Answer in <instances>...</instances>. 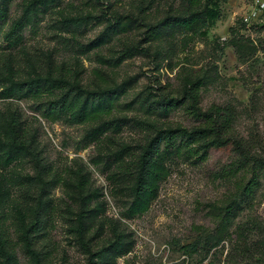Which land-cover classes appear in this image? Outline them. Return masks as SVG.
<instances>
[{
	"label": "trees",
	"instance_id": "16d2710c",
	"mask_svg": "<svg viewBox=\"0 0 264 264\" xmlns=\"http://www.w3.org/2000/svg\"><path fill=\"white\" fill-rule=\"evenodd\" d=\"M14 2L0 0V34L4 36L5 50L10 51L0 62V99H31L38 104L36 111L50 123L87 126L84 147L95 146L91 164L105 175L111 198L122 211L120 219L110 225L104 193L93 187L91 173L84 163L75 160L72 168L61 172L55 169L42 155L36 135L21 118L0 111V168L27 160L34 164V174L12 178L16 196L11 199L7 191L0 201V264H21L18 246L30 256L29 264H51L53 248L49 235L57 211L52 193L60 187L67 199L64 210L70 218L66 220L73 225L72 230L87 254V264H117L135 246L123 220H134L149 211L176 158L202 163L212 149L234 156L218 172L221 180L232 184L233 191L217 203L207 205V214L215 227L212 231L198 227L201 236L185 247V254L209 255L223 242L231 241L241 205L256 198L264 181V138L258 132L247 137L238 133L236 124L243 114H248L245 109L240 111L231 103L203 109L202 93L219 79L215 65V74L212 68L187 67L185 53L190 44L210 43L208 32L221 17L218 1L175 0L168 4L167 0H130L132 12L127 15L110 13L107 7L100 16L81 13L75 19L59 9L62 0H22L20 16L10 23ZM48 14L58 16L61 32L68 35L57 38L59 44L73 50L70 61L59 62L53 55L24 53L25 30L35 27L40 17ZM99 19L105 22L104 30L89 43H81L78 37L81 28ZM6 26L8 30L3 33ZM136 32L141 37L137 42L121 41V37ZM230 32L228 41L216 43L214 54H224L231 47L243 64L259 55L258 45L243 35L241 29L232 28ZM116 40L122 42L121 51L113 47ZM77 54H91L98 64L88 84L84 83L85 69ZM183 54L185 57L179 61L184 66L178 75L181 98L149 93L136 98L143 118L127 119L122 115L118 104L134 79L118 84L115 71L126 60L144 56L154 60L157 70L167 63V69L173 72L175 60ZM33 70L38 76L32 79ZM180 107L202 123L192 129L162 126V120ZM130 122L148 131L145 142L132 146L118 141L117 136ZM21 217L32 218L31 224L20 226ZM7 221L12 223L8 225ZM249 230L241 225L234 231L237 251L256 253L264 259V239L251 244L246 234ZM14 232L18 241L13 239Z\"/></svg>",
	"mask_w": 264,
	"mask_h": 264
},
{
	"label": "rangeland",
	"instance_id": "374dc122",
	"mask_svg": "<svg viewBox=\"0 0 264 264\" xmlns=\"http://www.w3.org/2000/svg\"><path fill=\"white\" fill-rule=\"evenodd\" d=\"M168 4L175 0H167ZM221 10L220 20L208 32L210 43H191L185 54H188L189 66L194 69L205 67L212 68V73L217 67L219 79L216 84L210 86L201 96V106L207 110L212 105H226L231 103L248 114L242 116L236 124L238 133L247 137L252 132H258L264 138V13L257 22L247 24L243 18L252 11L250 0H217ZM22 0H15L11 6L10 23L20 16V4ZM130 0H62L59 9H64L71 17L77 19L81 13H92L100 16L110 7V13L129 14L132 9ZM58 16L55 14L43 15L35 27H28L24 32V53L53 55L57 61H70L73 58V50L66 49L58 43V35L68 37L61 32L58 26ZM105 27L103 19L94 20L81 28L79 41L87 44L94 40ZM241 29V33L250 37L258 45L261 52L250 62L241 63L231 47L225 49L224 54H214L216 43H225L230 39L231 29ZM8 26L3 29L7 32ZM0 34V59L8 55L5 50L6 43ZM140 33H131L121 37L122 42H137ZM122 42L116 40L113 43L115 51H121ZM23 53V54H24ZM106 53V51H105ZM185 54L176 59L173 72L167 69V63L162 64L160 70L156 69V63L152 58L136 56L126 60L116 71L115 78L118 84L131 78L129 92L121 98L118 109L127 119L141 117L136 98L146 97L149 93L154 96L166 94L171 98H181L180 79L178 77ZM76 57L84 66V83L92 80V73L98 64L93 55L77 54ZM218 58H220L218 60ZM25 59V55H24ZM25 66V63L23 64ZM188 65V64H187ZM35 78L38 74L33 70L30 74ZM2 93V89H0ZM130 104L129 107H125ZM37 102L31 99H0V111L15 113L23 123L36 135L38 148L42 155L57 170L64 171L72 168L75 160H81L91 173V183L94 188L102 189L107 201V217L110 225L120 219L122 209L116 204L110 195V185L100 169L91 164V158L95 155V146L84 147L83 137L87 131L84 125H69L64 122L50 123L36 111ZM201 120L189 115L184 108H177L171 112L168 119L162 120L165 128L192 129L199 126ZM148 131L142 130L128 123L117 139L126 145L135 146L146 141ZM234 156L217 149L210 150L205 162L196 163L176 158L172 162L169 177L161 183L158 198L152 203L149 211L131 221H124L126 232L130 234L135 246L133 251L117 260V264H264V259L259 254L239 253L235 247L238 226L249 227L251 232H246L251 244L264 239V181L257 192L256 198L250 204H242L241 212L232 228L231 241H225L209 255L185 254V247L195 243L201 233L198 227H205L212 231L214 224L209 218L207 205L222 200L229 191H233L232 184L218 177L227 164L232 162ZM34 174V164L25 161L6 169L0 168V201L10 192L11 199L16 196L12 189L13 177ZM52 196L56 205V214L53 216V224L49 239L53 248L51 264H87V254L80 246L77 235L72 230V224L66 219L70 218L64 210L67 199L63 188L53 191ZM32 218L20 219V226L28 227ZM8 225L11 221L6 222ZM13 227V226H12ZM13 233V232H12ZM107 235L102 237L100 247L104 244ZM13 239L18 241L14 232ZM100 241V240H99ZM18 258L21 264H29L30 256L18 246Z\"/></svg>",
	"mask_w": 264,
	"mask_h": 264
},
{
	"label": "built area",
	"instance_id": "2783aa9c",
	"mask_svg": "<svg viewBox=\"0 0 264 264\" xmlns=\"http://www.w3.org/2000/svg\"><path fill=\"white\" fill-rule=\"evenodd\" d=\"M252 3L251 13L243 18V21L247 24L257 22L261 15L264 13V0H250Z\"/></svg>",
	"mask_w": 264,
	"mask_h": 264
}]
</instances>
